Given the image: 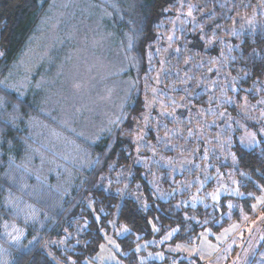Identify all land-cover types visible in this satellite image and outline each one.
<instances>
[{
    "label": "rangeland",
    "instance_id": "374dc122",
    "mask_svg": "<svg viewBox=\"0 0 264 264\" xmlns=\"http://www.w3.org/2000/svg\"><path fill=\"white\" fill-rule=\"evenodd\" d=\"M118 1L49 0L39 24L1 83L18 99L32 102L36 113L20 122L19 130L27 143L18 158L8 156L0 161L7 214L11 211L10 219L0 220V241L13 249L26 248L34 235L50 228V212L60 209L63 194L76 181L80 185L82 174L93 166L100 169L95 188L119 199L142 200L138 184H131L133 171L138 168L153 197L165 199L175 185L171 197L178 205H199L213 212L220 197L241 194L234 178L235 128L244 149L264 141V97L253 103L243 101L239 120L223 115L229 102L224 89L235 92L236 87L228 74L220 72L209 78L213 70L220 69L219 58L208 62L201 56L191 65L194 71L189 68L195 78L192 82L203 85L201 93L205 94L211 126L178 112L180 99L175 94L181 84L174 82L183 81V75L174 78L181 67L172 71L170 67L176 65L170 57L176 54L178 38L187 30L198 31L202 21L190 0H178L158 24L153 42L146 47L148 73L142 82L125 75L134 65L123 56L112 30ZM254 13L264 22V7ZM236 20L232 29L228 28L230 32L243 30L250 21L242 15ZM220 82L223 85L215 91ZM137 88L143 97V111L134 119L128 118V126L118 135L132 143L127 150L128 162L124 166L109 163L103 170V158L92 154V146L122 126L127 118L124 106ZM2 106L0 98V110ZM12 120L11 125L19 123L17 118ZM184 192H188L186 197ZM260 194L253 203L254 216L241 214L239 223L230 222L218 232L209 227L201 229L189 243L170 242L174 235L189 231L165 229L160 236L137 244L134 256L130 253L128 258L135 264H264V190ZM225 204L223 216L231 218V210L238 208L231 201ZM183 216L198 222L187 213ZM109 223L99 251L85 264H125L118 257L120 247L115 240L127 235V229L115 220ZM25 227L35 234L27 235ZM4 254L0 247V260Z\"/></svg>",
    "mask_w": 264,
    "mask_h": 264
},
{
    "label": "trees",
    "instance_id": "16d2710c",
    "mask_svg": "<svg viewBox=\"0 0 264 264\" xmlns=\"http://www.w3.org/2000/svg\"><path fill=\"white\" fill-rule=\"evenodd\" d=\"M177 1L119 0L117 2L116 7L119 9L117 15L112 18V30L123 56L134 65L129 67L126 76L143 81L148 73L146 47L153 42L158 24L167 17L166 13L174 10ZM190 1L195 6V15L200 13L202 21L200 22L197 17L201 23L198 31L187 30L184 37L178 38L176 51L173 52L176 54L170 57L176 65L170 67L173 68L172 71L178 66L181 67L180 74L177 72L174 77L170 72L171 76L179 79L177 76L183 75L181 79L183 81L179 79L174 82L180 83L182 87H178L179 90L175 94L176 99H180L178 112L184 118L192 120L197 117L196 119L201 123L205 121L208 126L212 124L207 117L205 94L201 93L203 85L196 86L192 82L195 78L191 74L195 67L191 65L197 64L201 56H204L207 57L205 59L208 62L210 59L216 61L220 59L218 62L220 69L217 71L216 68L217 72L213 70L209 75L210 79L211 75L220 72L231 76L236 91L231 92L228 87L224 89L227 91L229 102L224 107L223 115L234 121L239 120L243 101L253 103L258 97H264V22L254 13L256 8L264 7V0ZM48 2L49 0H0V98L3 103L0 110V161H4L8 156L18 158L27 143L19 130L20 122L22 118L36 114L32 102L28 99H18L14 93L5 91L1 83L39 24L38 21ZM239 15L250 20L248 27L230 32L228 28L232 29V23H237L236 19ZM221 51H223L222 55ZM204 70L205 67L201 72ZM209 78L206 80L208 81ZM203 84H205L204 79ZM222 85L223 82L216 84L214 90L217 91ZM142 107L141 92L138 88L133 89L129 102L124 106V115L127 118L122 126L111 131L110 135L101 137L92 146V154L100 160L103 158L101 167L109 166L113 162L117 166L127 164L129 157L127 152L131 149L132 143L118 135L128 126V118L134 119L142 113ZM12 117L19 119V123L15 122L16 126L11 125ZM234 131L232 136L233 157L236 162L234 178L238 193L241 194L220 197L213 206V212L199 205L194 208L178 205L177 200L171 197L175 185L167 192L165 199L153 197L151 187L142 178L141 170L138 168L133 171L131 184H138L142 200L129 197L119 199L117 195L113 196L105 190L95 188L100 169L93 166L82 174L80 185L79 181H76L75 186L70 188L66 195L63 194L65 198L60 209L50 212L52 218L50 228L41 235H34L32 237L34 239L26 248L13 249L0 241V247L6 251L0 264H65L66 262L85 264L86 260L92 259L99 251L100 245L105 240L104 230L109 229V222L112 220L127 229V235L117 237L115 240L120 247L118 257L125 264H135L128 255L131 253L134 256L137 244L160 236L165 229L169 231L176 229L179 233L189 231L184 235H174L170 241L189 243L201 229L209 227L218 232V229L227 226L230 222L239 223L241 214L247 217L251 214L254 216L255 197L260 196L264 190V141L252 148L244 149L236 138L238 129L235 128ZM197 140L201 141V138ZM4 186V182L0 179V220L2 217L3 219L11 217V211L7 214L9 206L5 204ZM205 188L203 187L202 190ZM188 192H184L186 194L184 197ZM228 201L235 203L238 208L231 210V218L223 216L227 211L225 202ZM38 207L41 209V206ZM184 213L195 217L198 222L184 220ZM221 216L222 219L219 218ZM24 229L27 235L35 234L30 228Z\"/></svg>",
    "mask_w": 264,
    "mask_h": 264
}]
</instances>
